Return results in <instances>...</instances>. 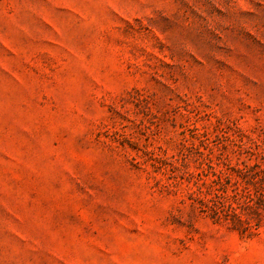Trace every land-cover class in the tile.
I'll use <instances>...</instances> for the list:
<instances>
[{"label": "rangeland", "instance_id": "374dc122", "mask_svg": "<svg viewBox=\"0 0 264 264\" xmlns=\"http://www.w3.org/2000/svg\"><path fill=\"white\" fill-rule=\"evenodd\" d=\"M0 264H264V0H0Z\"/></svg>", "mask_w": 264, "mask_h": 264}]
</instances>
